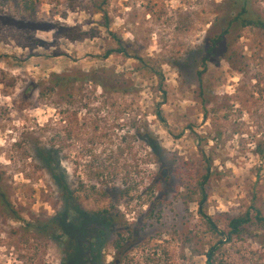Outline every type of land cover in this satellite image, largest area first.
I'll list each match as a JSON object with an SVG mask.
<instances>
[{"label":"rangeland","instance_id":"1","mask_svg":"<svg viewBox=\"0 0 264 264\" xmlns=\"http://www.w3.org/2000/svg\"><path fill=\"white\" fill-rule=\"evenodd\" d=\"M250 6L264 22V0ZM240 10L0 0V264H207L216 239L192 192L207 169L203 209L221 231L253 206L264 215V28L234 24L198 78ZM216 264H264V226Z\"/></svg>","mask_w":264,"mask_h":264},{"label":"trees","instance_id":"2","mask_svg":"<svg viewBox=\"0 0 264 264\" xmlns=\"http://www.w3.org/2000/svg\"><path fill=\"white\" fill-rule=\"evenodd\" d=\"M241 2V10L240 11H232L234 14V18L230 19L228 22V27L223 29V31L214 39H209V49L207 51V57L204 58L203 60V71L198 73V78L200 81V85L202 86V80H203V75L204 72L207 69V60H209V56H213L218 49L219 45L222 43L224 44L226 41L227 36L230 34V28L236 24L240 23L243 27L247 26H257V27H262L264 28V22L260 20L255 14L254 11L252 10L250 6V0H240ZM73 33L70 32L69 37H73ZM119 49L117 53L125 54L124 48L122 47V41L120 39L116 40ZM137 60L142 61L140 57H137ZM56 81H57V86L58 87H63L69 84L71 80H83L85 76H77L76 74L74 75H54ZM101 77V76H100ZM164 82L163 76H161V83ZM161 90L163 92V95L166 96V91L161 86ZM157 115L159 116L160 120L163 121V118L161 117V113L158 112ZM164 122V121H163ZM257 152L260 156H264V146H259L257 149ZM209 172L210 170L207 169L206 175L203 176L202 181L198 182V190L197 191H192L193 195L198 192L200 194L201 199H200V204H199V215L201 219L204 221L205 226L208 228L209 232L214 235L216 242L215 244L209 249V251L206 253L207 257V264H216V254L218 249L225 245L226 243H231L233 240H240L244 233L248 230L250 226H264V215L262 214L261 210L253 206L250 211H247V213L243 216L235 217L229 220L228 225H227V231H221L218 228L217 222L213 217L208 216L204 212V204L207 202V188H208V182H209ZM57 176V177H56ZM56 180L57 183L62 187V189L67 192V186L66 182L64 181L63 175H56ZM158 190L159 187H158ZM190 191L189 189H186L185 192L180 193L178 196L182 199H190L192 198L193 195L189 194ZM2 200L5 199V194L0 192ZM78 212V210H77ZM56 222L51 223V225L55 224ZM117 247H121L120 243L117 244Z\"/></svg>","mask_w":264,"mask_h":264}]
</instances>
